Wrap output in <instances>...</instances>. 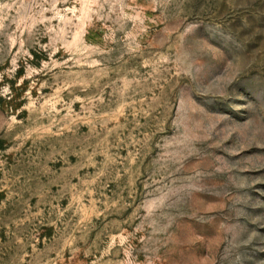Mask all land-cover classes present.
<instances>
[{
	"label": "rangeland",
	"instance_id": "obj_1",
	"mask_svg": "<svg viewBox=\"0 0 264 264\" xmlns=\"http://www.w3.org/2000/svg\"><path fill=\"white\" fill-rule=\"evenodd\" d=\"M0 264H264V0H0Z\"/></svg>",
	"mask_w": 264,
	"mask_h": 264
}]
</instances>
